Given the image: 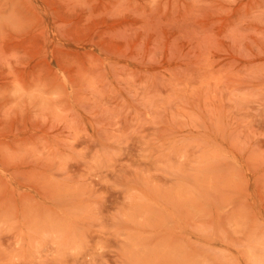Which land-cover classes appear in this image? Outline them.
Wrapping results in <instances>:
<instances>
[{
  "label": "rangeland",
  "instance_id": "1",
  "mask_svg": "<svg viewBox=\"0 0 264 264\" xmlns=\"http://www.w3.org/2000/svg\"><path fill=\"white\" fill-rule=\"evenodd\" d=\"M0 264H264V0H0Z\"/></svg>",
  "mask_w": 264,
  "mask_h": 264
}]
</instances>
